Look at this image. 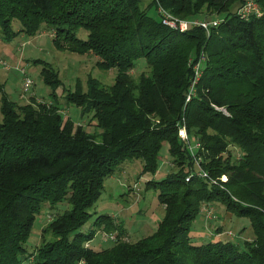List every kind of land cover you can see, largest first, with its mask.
Here are the masks:
<instances>
[{
    "label": "trees",
    "instance_id": "1",
    "mask_svg": "<svg viewBox=\"0 0 264 264\" xmlns=\"http://www.w3.org/2000/svg\"><path fill=\"white\" fill-rule=\"evenodd\" d=\"M256 1L263 15L243 20L237 9L245 0H151V6L184 20L225 15L209 32H180L150 16L142 0H0L4 42L36 36L45 26L57 50L93 54L100 69L118 70L109 88L89 76L86 91L78 82L65 94L82 118L96 121L98 136L62 116L56 90L63 83L44 61L35 63L43 65L51 103L19 105L1 90L0 264H264V0ZM80 29L88 32L87 40L78 37ZM202 54L203 74L186 102L194 77L190 59ZM142 59L150 72L135 79L131 71ZM182 126L189 142L201 145V166L219 179L217 185L196 175L186 182L196 168L180 138ZM164 143L177 171L147 182L165 212L155 232L131 243L108 215L82 232L106 179L127 160H142V174L155 175ZM231 146L242 151L239 158ZM214 202L249 218L253 240L194 245L192 223L204 204ZM44 206L53 219L35 253L28 254L25 244ZM97 229L118 233L110 248L87 245Z\"/></svg>",
    "mask_w": 264,
    "mask_h": 264
},
{
    "label": "rangeland",
    "instance_id": "2",
    "mask_svg": "<svg viewBox=\"0 0 264 264\" xmlns=\"http://www.w3.org/2000/svg\"><path fill=\"white\" fill-rule=\"evenodd\" d=\"M141 6L142 8H148L149 15L154 19H160L158 7L156 5L151 6V0H142ZM206 16L207 13H203L196 19H207L215 22L221 21L225 15L219 17ZM13 28L15 31L19 30L20 24L18 21H14ZM77 33L79 38L87 40L88 32L86 30L80 29ZM53 40V31L51 29L47 30L43 26L36 36L30 37L21 34L11 42H4L0 28V123L3 121L1 113L2 91L19 105L28 103L30 98H37V103L52 102L50 97L52 90L43 82L41 76L43 65L35 63V61L40 60L50 64L59 74V78L63 83L62 87L56 90L58 98L56 103L62 109V116L65 119L70 118L76 125H81L88 132L98 136L99 131L96 121L93 120L92 116L82 118L81 108L68 104L65 94L75 91L78 82H81L84 91H86L89 76L96 78L102 86L109 88L114 84L118 70L115 68L108 71L100 69L97 65L99 57L93 54L80 55L57 50ZM22 70L25 71V75ZM149 72L150 69L145 60L142 59L138 61L136 68L131 71V75L135 79H139L142 73L148 74ZM26 76L31 79L33 85L28 93L22 97L21 88ZM219 109L220 107L215 106L216 111L220 112ZM223 109L227 111V109ZM192 145H195L193 140ZM230 149L236 158L242 155V151L238 147L231 146ZM172 160L169 145L164 143L158 160V172L155 175L142 174L144 165L142 160H127L121 164L116 172L106 179L101 198L90 208V213L93 216L82 228V232L95 229L94 222L98 216L108 215L113 217L114 220L117 219V224H120L126 230V240L131 243L153 234L165 212L164 207L158 201L156 191L147 189V182L150 180L160 181L170 172L177 171V167ZM224 177L228 181L227 175H223L220 178L221 181ZM214 179L219 181L218 178ZM227 181L224 183H227ZM212 207L215 218L207 219L206 214L201 210L192 223L190 236L194 245H202L218 240L224 241L228 237L225 235L217 236L218 232L221 234L224 230L227 236L236 243L243 245L246 240H253V230L249 218L239 217L227 211L226 207L220 202L212 203ZM52 219L53 216L49 207L44 206L41 214L36 219L31 237L25 244V248L28 250L26 253H35L37 247L43 241V229L47 227ZM117 234H107L103 229H97L94 240L87 245L97 251L110 248L117 240ZM47 239H51V236L48 235ZM24 264L34 263L32 260H25Z\"/></svg>",
    "mask_w": 264,
    "mask_h": 264
},
{
    "label": "built area",
    "instance_id": "3",
    "mask_svg": "<svg viewBox=\"0 0 264 264\" xmlns=\"http://www.w3.org/2000/svg\"><path fill=\"white\" fill-rule=\"evenodd\" d=\"M158 13H159L160 20L163 23V25L170 27L171 29L180 31V32H187L190 29H193L196 27H201L204 30H206L207 32H209L211 26H216L219 24V21L205 22V21H201V20L180 19V18L172 15L168 11H166L162 6H158ZM237 15L241 19L247 20V19H250L251 17H261L263 15V11L260 8V6L256 0H246L244 2V4L237 10ZM205 60L206 59H205L204 54H202L199 57L198 61H195L193 58L190 59V64L192 65V68H193L194 77H193L192 83L189 87V91H188L187 96H186V102L191 101L193 96L196 95V86L202 77V74H203L202 66H203V62ZM22 73L25 75L24 70H22ZM32 85H33V82L31 81L30 78H28L26 76L24 79L23 86L21 88L22 97H24V95H26V93H28V91ZM219 111L222 112L223 114H225L226 116H229L228 111L224 110L223 108H220ZM179 134H180V138L184 142L188 143L187 146H188L189 152L194 157V161H195L196 170H195V172H192L187 176L186 182H190L191 179L194 177V175H196L197 177H199L203 180H206L211 184L217 185L218 184L217 180L212 178L210 176V174L206 170H204L203 167L201 166L202 160L197 155V152L199 151V149H201V145L199 143H195V145H192L189 142L190 139L188 137L187 130L184 126L181 127ZM224 178H223L222 182L227 181V178L226 177H224ZM202 211L206 214L207 219H213L216 217L214 215L213 207L210 204H204L202 207Z\"/></svg>",
    "mask_w": 264,
    "mask_h": 264
},
{
    "label": "crops",
    "instance_id": "4",
    "mask_svg": "<svg viewBox=\"0 0 264 264\" xmlns=\"http://www.w3.org/2000/svg\"><path fill=\"white\" fill-rule=\"evenodd\" d=\"M36 100V101H38V99L37 98H30V100L28 101V103L30 102V101H32V100ZM115 221L117 222V219H115ZM160 222V221H159ZM158 222V223H159ZM158 225V224H157ZM221 235H225L226 237H228V238H225L224 239V241H233L229 236H227V233H225V230L224 231H222V233L220 234L219 232L217 233V236H221ZM234 242V241H233Z\"/></svg>",
    "mask_w": 264,
    "mask_h": 264
}]
</instances>
